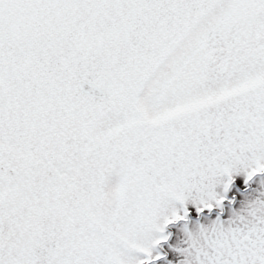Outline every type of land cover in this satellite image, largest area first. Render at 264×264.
<instances>
[{
    "label": "snow or ice",
    "instance_id": "6c2138e0",
    "mask_svg": "<svg viewBox=\"0 0 264 264\" xmlns=\"http://www.w3.org/2000/svg\"><path fill=\"white\" fill-rule=\"evenodd\" d=\"M0 264H264V0H0Z\"/></svg>",
    "mask_w": 264,
    "mask_h": 264
}]
</instances>
